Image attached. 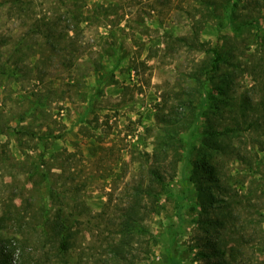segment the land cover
<instances>
[{
	"label": "rangeland",
	"instance_id": "374dc122",
	"mask_svg": "<svg viewBox=\"0 0 264 264\" xmlns=\"http://www.w3.org/2000/svg\"><path fill=\"white\" fill-rule=\"evenodd\" d=\"M207 1L0 0V212L19 216L0 235L25 264H170L178 216L179 264H207L188 178L177 212L187 124L202 130L219 79L231 104L263 93L264 0H229L230 22L228 0ZM245 126L217 155L233 194L222 260L264 264V127ZM134 199L143 219L125 235ZM44 210L66 214V252L39 236Z\"/></svg>",
	"mask_w": 264,
	"mask_h": 264
},
{
	"label": "trees",
	"instance_id": "16d2710c",
	"mask_svg": "<svg viewBox=\"0 0 264 264\" xmlns=\"http://www.w3.org/2000/svg\"><path fill=\"white\" fill-rule=\"evenodd\" d=\"M207 3L214 5L211 0ZM231 9L232 3L228 0L224 3V12L228 14V22H230ZM53 53L60 54L61 52L55 51ZM213 53L215 54V61L210 63L208 71L205 68L200 75L208 76L209 72H213L218 61L222 60V56L218 54L216 49H213ZM230 77L231 75L214 82L216 95L202 97L198 111V115L201 111L203 112L202 130L197 133L198 125L196 123L193 126L187 124L188 132L185 137L182 153L183 163L180 169L183 192L178 196L180 204L177 212L178 215L181 213V207L187 198L189 187L186 184V179L188 178L197 193V200L193 209L197 215H200L198 219L204 222L205 226L206 238L203 244L205 248L198 251V254L208 257L207 264H231L222 258L226 254L224 247L229 241L231 242L233 237L228 231V223L233 222L231 214L233 194L231 185L225 180L226 176L218 164L217 155L222 156L229 152L234 132L240 129L233 128V125L244 123L246 124L245 127L253 129L264 127V89L256 100L242 95L241 103L236 104L234 102L231 104L228 95L232 83ZM205 84L206 82L203 81L202 85ZM207 100L209 103L206 102L205 104ZM237 111L238 114H233ZM197 140L199 141L198 145L195 144ZM152 175L159 182L162 181L158 169L152 170ZM139 206L138 200L134 199L124 213L121 225L125 235H133L135 225L143 219ZM16 214L15 211L2 210L0 212V230L14 218L18 220L19 216ZM38 214L41 219L39 223L41 239L53 245L57 244L59 251L66 252L72 237L66 214L55 212L51 215L46 210L40 211ZM180 222L181 218L178 216V225L167 228L166 255L170 264H179L177 236ZM23 251L24 248L19 246L16 235L11 237L0 235V264H25L21 260Z\"/></svg>",
	"mask_w": 264,
	"mask_h": 264
}]
</instances>
